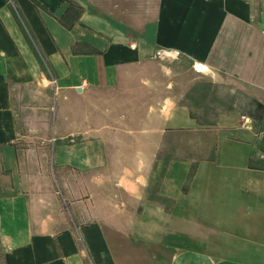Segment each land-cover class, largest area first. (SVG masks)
<instances>
[{
    "label": "crops",
    "instance_id": "obj_1",
    "mask_svg": "<svg viewBox=\"0 0 264 264\" xmlns=\"http://www.w3.org/2000/svg\"><path fill=\"white\" fill-rule=\"evenodd\" d=\"M159 52L243 92L259 123L239 107L218 116L212 157L194 163L191 192L167 189L165 208L139 187L119 229L98 219L54 228L46 205L60 213L56 193L71 190L62 176L79 164L91 173L95 157L92 139L63 128V100L115 88ZM262 153L264 0H0L2 264H264ZM191 166L172 162L167 185Z\"/></svg>",
    "mask_w": 264,
    "mask_h": 264
},
{
    "label": "rangeland",
    "instance_id": "obj_2",
    "mask_svg": "<svg viewBox=\"0 0 264 264\" xmlns=\"http://www.w3.org/2000/svg\"><path fill=\"white\" fill-rule=\"evenodd\" d=\"M235 89L215 87L187 59L159 52L141 65L128 67L115 88L64 99L61 118L72 120L63 128L77 132L79 140L92 139L95 157L91 173L81 171L79 164L77 173L62 176L71 190L56 193L60 213L58 206L46 205L47 211L53 210L47 213L54 219L53 227L98 219L119 229L138 208L134 194L139 187L143 201L157 200L163 208L166 193L173 192L167 190L170 187L175 189L174 197L191 192L194 163L213 155L217 117L239 107L240 114L259 123V110H251L243 92ZM182 117L191 125L179 126ZM172 119L178 125L172 127ZM257 124L253 129L261 131ZM182 160L191 161L193 167L178 175L175 170L167 185V167ZM46 201L53 204L51 197ZM173 202L176 206L177 200ZM8 243L0 234V264Z\"/></svg>",
    "mask_w": 264,
    "mask_h": 264
},
{
    "label": "built area",
    "instance_id": "obj_3",
    "mask_svg": "<svg viewBox=\"0 0 264 264\" xmlns=\"http://www.w3.org/2000/svg\"><path fill=\"white\" fill-rule=\"evenodd\" d=\"M259 158H260V159H264V153L260 154V155H259Z\"/></svg>",
    "mask_w": 264,
    "mask_h": 264
}]
</instances>
